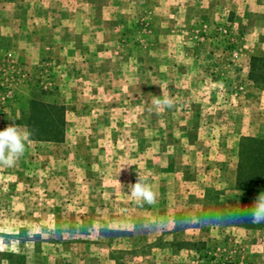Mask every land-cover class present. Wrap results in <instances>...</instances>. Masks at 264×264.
<instances>
[{
    "label": "rangeland",
    "instance_id": "rangeland-1",
    "mask_svg": "<svg viewBox=\"0 0 264 264\" xmlns=\"http://www.w3.org/2000/svg\"><path fill=\"white\" fill-rule=\"evenodd\" d=\"M254 56L264 0H0V130L30 131L33 101L65 122L0 167V264H264V190L239 180L264 138Z\"/></svg>",
    "mask_w": 264,
    "mask_h": 264
},
{
    "label": "trees",
    "instance_id": "trees-1",
    "mask_svg": "<svg viewBox=\"0 0 264 264\" xmlns=\"http://www.w3.org/2000/svg\"><path fill=\"white\" fill-rule=\"evenodd\" d=\"M251 78L260 85H264V57H253ZM63 109L57 105L33 101L29 119L32 137L35 139H58L61 137L65 123ZM41 113H48L50 118L48 119V116L45 115L44 122L37 124L35 119L39 118ZM46 130H50L54 136L48 138L40 136V133ZM239 180L241 187L264 190V138L246 137L241 142Z\"/></svg>",
    "mask_w": 264,
    "mask_h": 264
},
{
    "label": "clouds",
    "instance_id": "clouds-1",
    "mask_svg": "<svg viewBox=\"0 0 264 264\" xmlns=\"http://www.w3.org/2000/svg\"><path fill=\"white\" fill-rule=\"evenodd\" d=\"M175 107V102L171 97L160 96L154 97L152 106L149 109L155 110L157 114L165 109ZM31 132L27 127L16 125L15 122L0 130V167H14L19 159L23 156L26 145L30 142ZM130 195L134 198L136 204L143 206V204L155 205L157 203L156 193L152 190L151 186L146 183L143 178L138 176L134 184L129 185ZM239 195H242L240 192ZM252 223L259 224L264 222V193H260L250 210ZM157 227L166 226L161 219L156 222ZM149 227V225H145Z\"/></svg>",
    "mask_w": 264,
    "mask_h": 264
}]
</instances>
